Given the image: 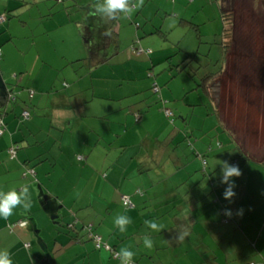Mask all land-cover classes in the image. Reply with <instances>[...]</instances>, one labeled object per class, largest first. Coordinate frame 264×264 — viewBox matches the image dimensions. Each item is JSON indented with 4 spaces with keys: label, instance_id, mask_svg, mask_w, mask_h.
Wrapping results in <instances>:
<instances>
[{
    "label": "rangeland",
    "instance_id": "obj_1",
    "mask_svg": "<svg viewBox=\"0 0 264 264\" xmlns=\"http://www.w3.org/2000/svg\"><path fill=\"white\" fill-rule=\"evenodd\" d=\"M222 1L225 6L227 1ZM76 2V7L62 9L60 3L54 0H17L16 3H11L14 7L12 17L0 23V51L5 48L3 52L7 51L8 54L5 55L6 75L0 70L2 76L0 79L8 85V89L17 93L19 99L16 104H8L14 108L2 118L3 125L5 124L4 131L10 126L21 130L26 138L28 136L27 141L30 143H33L35 139L44 140L41 144L44 146L41 149L45 148V150L40 153L41 159L47 158L46 161L38 164L39 159L32 155L38 151L32 147L29 152L33 156L30 163L36 167L47 163L50 168L48 171H53V177L47 184L50 193L58 195L68 205L74 198H78L79 203H84L91 195H108L109 200L114 195L123 194L114 183L97 181L96 175L92 179L93 170H95L92 166L101 163V161L97 162L96 152L91 153L88 162L85 161L95 140V131L91 136L88 131L92 128L95 130L94 127L97 126L98 130L103 132L106 127H109L105 121H92L89 115L108 108V104L104 107L102 103L98 104L99 96L101 101L111 98L115 102L109 105L119 109L120 114L114 120L119 122L120 126L111 125L113 129H116L115 134L118 135L120 130L128 131L122 138L129 139L130 144H142L141 146L148 151L156 149L158 154L161 152L162 161H169L167 164L165 162V173L170 174L173 169H181L178 167L180 162L184 164L186 160L197 159V149L208 151L205 156L200 155L201 162L198 160L197 166L182 168L178 171H182L183 174H187L188 170L196 171L192 173L191 180L181 184L180 191H194L198 194L195 196L203 198L202 200H206L204 194L215 192L217 188L224 192L227 185L221 183V178L217 180L221 176V168L218 167L215 171L209 160L212 150L221 151L220 166L223 162L238 166L241 175L233 178L235 195L233 200L228 202L238 203L243 195H248L237 205L241 210L246 207L250 195H257L260 206H258L256 226L258 235L261 232L263 235L259 241L264 240L262 213L264 191L260 189V194L258 193L252 176L256 174V169L263 176L264 165L253 161L243 162L244 158L239 156L238 150H233L236 142H232L234 138L243 150L250 145L263 149L264 133L251 135V130L246 128L249 125V121L246 120H243L244 126H240L242 120H227V123H231L234 127L227 125V128L232 129L230 132L233 136L218 130L215 131L214 136L206 135V132L204 133L201 129L207 126L206 108L213 109V99L212 97L209 99L204 93L201 79L205 74L216 71L222 56L219 36L222 31L219 1L131 0L132 14L130 16L117 14L118 17L114 18L115 21L119 20L120 25H113L118 29L117 47L114 48L113 53L111 34H107L106 37H97V34L93 35L87 27V10L92 6L96 7L100 0H77ZM3 4L5 6V3ZM50 6L56 13L48 17ZM0 15L3 14L0 13ZM137 26L140 27L139 30H136ZM194 26L197 31L194 30ZM46 31L57 33L53 36L54 42L59 36L65 38V43L60 46L57 54L50 52L46 47V45L49 46V42L42 36ZM10 37L12 40L8 41ZM139 50L143 53H138ZM1 60L3 57L0 58ZM246 63L247 69H250V60L248 59ZM183 67L185 68L181 70ZM218 81V78L211 81V88L214 91L219 86ZM225 81L227 79L224 78ZM231 92H233L231 89L227 90V99L232 97L234 103L228 106L237 108L241 112L244 107L240 104L238 96ZM30 94L32 97L29 96ZM38 96L43 97V104L40 106L36 105ZM213 96H217V91L213 93ZM81 97L87 101L85 104L80 103ZM143 98H145L143 102L147 109H144V105L138 100ZM133 102L137 104L130 106ZM60 106L66 110H55ZM139 106L141 108L139 112L143 117L141 121L137 120L138 116L135 118V111L132 108ZM10 108L11 106L8 110ZM23 109H27V113L29 112L31 116H23ZM165 111L171 112L172 116L167 117ZM65 115L71 119L67 125L72 123L75 128L80 126L79 132L81 131L83 135L74 129L71 140L70 131L59 128L61 123L58 120ZM80 115L84 117V121H88V124L78 118ZM252 122L255 123V121ZM260 122L264 121H256L257 126L261 124ZM238 126L241 129H235ZM33 128H36V132L33 131L29 135V131ZM56 132L64 134V144L69 142L75 144L76 134L79 135L77 146L80 150L82 148L80 143L82 141L85 143L86 152L82 153L84 158L78 160V157L73 155L74 165L68 166V169L67 166L64 168L60 164L54 168L53 159L59 145L54 140L62 139L61 136L56 135ZM104 134L107 137V133ZM194 134L202 147L199 144L194 147ZM64 154L67 155L66 152L60 154L63 162ZM206 162L210 164L207 170ZM192 167H194L193 170ZM29 177L32 178L33 183L36 182L33 175L29 174ZM163 186L166 188L173 184L170 181L168 184L163 183L156 190L158 194L163 191ZM205 202L210 203L204 205ZM102 204L106 203L102 200L93 201L94 210L99 215ZM200 205L209 216L214 217V214L217 216L219 213L222 204H214L213 200H210L203 201ZM67 212L68 209L65 208L62 217L64 225L70 220ZM250 214L248 213L247 216ZM253 214L256 215L255 212ZM247 216H243V222L248 219ZM254 216L252 218L255 222ZM104 217V225H115V215L105 214ZM100 220L102 219L94 217V214L86 215L81 219L80 225L97 226ZM46 223L51 225L48 218ZM39 230L42 233V229L39 228Z\"/></svg>",
    "mask_w": 264,
    "mask_h": 264
},
{
    "label": "crops",
    "instance_id": "obj_2",
    "mask_svg": "<svg viewBox=\"0 0 264 264\" xmlns=\"http://www.w3.org/2000/svg\"><path fill=\"white\" fill-rule=\"evenodd\" d=\"M16 1L0 0V9L5 7L4 10H0V13L7 18L12 17L14 7L11 6V3H16ZM54 1L60 3L62 9L77 6V0ZM218 1L222 28L220 43L223 40V30L228 28L229 35L226 41L229 44L226 54L223 53L220 44L222 56L219 66L221 73L217 77L219 80L218 88L214 91L211 88V81H209L206 85L208 89L204 90L207 97L213 99V109L206 108L205 122L207 126H203L201 129L204 133L206 132V135L214 136L215 131L218 130L223 134L228 133L233 136L230 132L232 129L229 128L232 124H228L227 120H242L240 126H244L243 120H246L249 121L246 128L251 130L250 134L259 135L264 133V122H260L259 126L256 123V121H264V0H226V7L222 0ZM93 8L95 7L92 6L91 9L87 10V27L93 35L97 34V37H106L107 34H111L113 47H110L113 53L114 48L117 47V43L114 42L118 38V29L114 28L113 25H120V22L118 19L116 21L115 19L107 20L94 15ZM48 10V17L56 13L52 10V6ZM224 14L226 19L228 16L226 21L222 17ZM222 21H224L223 24ZM139 29L140 27L136 28V30ZM55 34L57 33L46 31L42 36L49 42V46L46 45L47 49L57 54L60 46L64 45L65 38L59 36L54 42L53 36ZM10 40L12 37L8 39V41ZM4 50L5 48H3ZM3 51H0V58L3 57V60L0 61V70L2 74L6 75L4 69L5 55L8 54L7 51ZM248 59L251 63L250 69H247L246 62ZM0 77L2 78L1 74ZM224 78L227 81L224 82ZM2 85L6 91L14 92L12 89H8V85L3 79L2 81L0 79V89H3ZM228 89H231L233 91L231 93H235L241 101L240 104L244 107L241 112L237 108L230 107L234 101L232 97L227 99ZM216 91L217 96L214 97L213 93ZM14 93L16 99L12 104L18 103L19 100L17 93ZM37 98L36 105L40 106L43 104V97L38 96ZM98 98V104L102 103L103 107L108 104V108L102 112L89 115V117L95 122L102 120L108 123L109 127L103 130L104 133H107V137H105L106 134L98 130L97 126L94 127L95 130L92 128L88 131L90 132L89 136L95 131V140L89 156L85 157V161L88 162L91 153L96 152L97 162L101 161V163L92 166V169H95L92 179L96 175L97 181L114 183L123 192L121 195L112 196L109 200L108 195H91L84 203H79V199L74 198L70 205L66 204L58 195L50 193L47 184L53 177V171H48L50 168L47 163L37 167L30 163L32 155L39 159L38 164L46 161L47 158L41 159L42 154L40 153L45 150V148L41 149L44 146V144L41 146L44 140L35 139L33 143H30L27 141L28 136L26 138L21 130L10 126L5 128L0 136V192H7L12 189L20 191L25 187L28 189L27 202L29 207L18 206L11 216L0 217V250L9 252L13 264H119V259L114 256V253L121 247L131 248L135 254L134 264H264V240L259 241L263 235L262 232L258 235L259 231H257L256 226L258 206H260L257 195H250V200L241 211L237 205L239 202H243L248 195H243L238 203L232 204L228 201L233 200V197L230 200H225L223 198L224 192L219 188L215 192L209 193L208 191L209 194H204L206 200L196 197L195 195L198 194H195L194 191H180L181 184L188 182L193 177L192 173H196V171L188 170L187 174L178 171L182 168L197 166L198 160L201 162L200 157L205 156L208 151L196 148L197 159L186 160L184 164L180 162L178 167L181 169H173V172L167 174L165 173V162L167 164L169 161H162L161 152L158 154L156 149L148 151L141 146L142 144H130L129 139L122 138L128 131L120 130L118 135L115 134L116 129H113L111 125L120 126L119 122L114 121L115 117L120 115L119 109L109 105V103L115 102L111 98H107L105 101H101L100 96ZM144 99L138 100L145 107ZM86 102L81 97L80 103L85 104ZM135 104L137 103L133 102L130 106ZM9 106L11 108L8 110ZM9 106L7 105L3 111L10 112L13 110L14 107ZM132 108L135 111V118L138 116L137 120L141 121L143 117L139 112L140 106ZM57 109L59 111L66 110L62 106L55 108V110ZM26 110L23 109V112H27ZM128 113L131 114V112ZM28 114L30 117L29 112ZM63 118L58 120L61 123L59 128L70 131L72 140L74 129L79 132L80 126L75 128L72 123L67 125L71 119L66 115ZM78 118L84 121V117L81 115ZM251 121H255V123H251ZM84 122L88 124V121ZM240 126L235 129H241ZM33 131L36 132V128L29 131V135ZM79 133L82 134L81 131ZM56 135L61 136L62 139L61 141L54 140L55 143H59L53 159L54 168L59 164L64 168L67 166V169L68 166L74 165L73 155L77 156L78 160L84 158L82 156V153L86 152L84 141L80 143L81 150L77 146V144L79 145V135L76 134L75 144L72 142L64 144V134L56 132ZM232 142H236L233 150L238 148L242 155L247 158L245 162L253 161L256 164L264 165V148L258 149L259 146L257 148L253 145L248 146L245 142L248 147L243 150L234 138ZM193 143L194 147H197V144L202 147L195 134ZM14 145L15 147H13ZM115 146L117 148H114ZM32 147L38 152L31 155L29 152ZM12 148L16 149L13 157L8 154ZM65 152L67 155L64 154L65 160L63 159V162L60 159V154ZM220 152L219 150H212L209 155L211 156L209 160L215 171L218 167L221 168L219 165ZM205 166L207 170L210 164L206 162ZM29 168L34 171L35 183L29 177V174L32 175L31 173L25 174ZM193 169L194 167H192ZM255 173L252 176L256 190L260 194V189L264 191V175H260L257 169ZM220 178L221 176L217 180ZM169 181L172 182L173 186L166 188L163 186V191L158 194L156 190L159 189L160 185L168 184ZM211 181H213L212 178ZM123 197L129 198L133 205L131 209L123 207ZM94 200H102L106 203L101 205L100 215L94 210ZM210 200H213L214 204H222L217 216L215 214L214 217L209 216L204 207L202 208L200 205L203 201ZM209 203L205 202L204 205ZM65 208L68 209L67 215L70 216V220H68V224L64 225L62 217ZM226 211H230L231 216H226ZM254 212L256 215L253 214ZM248 213H251L250 216H247ZM262 213L264 215V208ZM91 214L102 219L97 226H92L93 233L100 236L102 241L110 247L109 251L95 249L88 234L82 229L84 224L80 225L81 219ZM105 214H112V216L127 215L131 219V223L126 231L120 232L115 225L106 226L103 224ZM243 216L248 217L247 221L243 222ZM253 216L254 220L256 218L255 222ZM46 218L51 225L46 223ZM148 220H154L160 224L162 226L161 231L150 232L145 225V221ZM18 221H27V225L24 227L13 226ZM249 226L252 228H248ZM39 228L42 229V233ZM146 235L150 236L153 241L151 248L143 246V237ZM87 242L91 243L88 244ZM26 244L28 247L25 246Z\"/></svg>",
    "mask_w": 264,
    "mask_h": 264
},
{
    "label": "clouds",
    "instance_id": "obj_3",
    "mask_svg": "<svg viewBox=\"0 0 264 264\" xmlns=\"http://www.w3.org/2000/svg\"><path fill=\"white\" fill-rule=\"evenodd\" d=\"M94 15H98L101 18L112 20L117 14L131 15L133 11V5L131 0H100V3L93 8ZM241 172L236 165H231L228 162H223L221 164V183L226 184L227 187L224 190L223 198L225 200H230L234 197V181L233 178H238ZM27 187L20 191L15 189L9 190L7 192H0V217H9L13 214L14 209L18 206H23L25 208L29 207L27 202ZM226 216H231L230 211L225 212ZM131 223V219L127 215H117L114 224L119 229L120 232L126 231L128 225ZM25 226L27 221H24ZM145 225L150 232L161 231L162 226L154 220L145 221ZM153 244L150 236L146 235L143 237V246L146 248H151ZM115 255L119 259V264H134V252L130 247H121ZM0 264H13L10 258L9 252L6 250H0Z\"/></svg>",
    "mask_w": 264,
    "mask_h": 264
},
{
    "label": "trees",
    "instance_id": "obj_4",
    "mask_svg": "<svg viewBox=\"0 0 264 264\" xmlns=\"http://www.w3.org/2000/svg\"><path fill=\"white\" fill-rule=\"evenodd\" d=\"M227 16V15H226ZM223 17V20L224 21H226V20H228V16H227V19H226V17H225V14L222 16ZM228 26H229V24H227ZM137 28H139V27H137ZM194 30L195 31H197L196 30V26H194ZM159 32V31H158ZM228 35H229V31H228V28L227 29H224L223 30V32H222V36H223V40H222V43H220L221 44V46H222V50H223V53L224 54H226L227 53V50H228V41H226L227 40V37H228ZM220 36V35H219ZM115 44L117 43V41H115L114 42ZM185 59H187V58H185ZM185 67H183V68H181V70H183ZM181 70H179V71H181ZM221 73V68L220 67H218L217 69H216V71H214V72H210V73H207V74H205L203 77H202V79H201V81H202V87H203V89L204 90H207L208 88H207V83L209 82V81H212L213 79H216L217 77H218V75ZM9 96H10V98L11 97H15V93L14 92H12V91H9ZM16 98V97H15ZM8 99H6V101H7ZM5 101V102H6ZM13 111V110H12ZM11 111V112H12ZM8 112H5V111H3V110H1L0 111V118L2 119L3 118V116H5L6 114H7ZM15 147V146H14ZM14 151H16V149L15 148H12ZM18 149V148H17ZM237 150H238V148H237ZM9 154V153H8ZM238 154H239V156L241 157V156H243L242 155V153H241V151L240 150H238ZM10 155V154H9ZM15 155V154H14ZM243 158H244V162L245 161H247V158L245 157V156H243ZM29 173H31L32 175L34 174V172L32 171V168L30 169H27L26 171H25V174H29ZM34 176V175H33ZM122 205H123V201H122ZM123 207H125L124 205H123ZM126 208V207H125ZM74 224H76V223H74ZM88 227H90V231H88ZM82 229H83V231H85L87 234H88V236H89V238H90V234H92V235H96V234H94L93 233V228H92V226H87V227H85L84 225H83V227H82ZM100 237V236H99ZM101 238V237H100ZM90 240H91V238H90ZM92 241V240H91ZM101 241H102V239H101ZM102 243H104L103 241H102ZM94 244V243H93ZM104 244H106V243H104ZM94 248H95V246H94ZM96 249V248H95ZM97 250H100V249H97Z\"/></svg>",
    "mask_w": 264,
    "mask_h": 264
},
{
    "label": "built area",
    "instance_id": "obj_5",
    "mask_svg": "<svg viewBox=\"0 0 264 264\" xmlns=\"http://www.w3.org/2000/svg\"><path fill=\"white\" fill-rule=\"evenodd\" d=\"M6 18L7 17L5 15H0V23H2L4 20H6ZM138 53H141V51L139 50ZM29 96L31 97L32 94H30ZM165 114H166L167 117L172 116V113L169 112V111H165ZM23 116L28 117V113L27 112H23ZM3 131H4V125H3L2 119L0 118V136L2 135ZM8 153L10 154L11 157H13L14 154H15V151L13 149H10L8 151ZM122 201H123V205L126 208L131 209L133 207V205L131 204L129 198L123 197ZM13 226L24 227L25 224H24L23 221H18ZM90 230H91L90 227H88V231H90ZM90 238H91L92 242L94 243V246H95L96 249H104V250H107V251L110 250V247L107 244L102 243L101 238L98 235L90 234ZM25 246L28 247V244H26ZM114 256L117 257L115 255V253H114Z\"/></svg>",
    "mask_w": 264,
    "mask_h": 264
},
{
    "label": "water",
    "instance_id": "obj_6",
    "mask_svg": "<svg viewBox=\"0 0 264 264\" xmlns=\"http://www.w3.org/2000/svg\"><path fill=\"white\" fill-rule=\"evenodd\" d=\"M2 84V83H1ZM3 86V85H2ZM3 89H0V109L5 110L8 104H12L15 101V97L9 96V92L6 91L5 87H2ZM6 99H8L6 101ZM6 101V102H5Z\"/></svg>",
    "mask_w": 264,
    "mask_h": 264
}]
</instances>
